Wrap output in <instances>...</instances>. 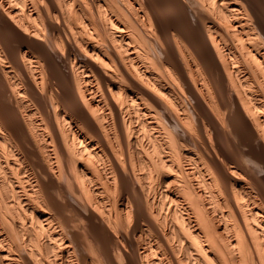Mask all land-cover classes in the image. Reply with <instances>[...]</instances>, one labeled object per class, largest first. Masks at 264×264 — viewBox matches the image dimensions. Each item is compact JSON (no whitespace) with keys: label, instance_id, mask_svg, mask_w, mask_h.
Segmentation results:
<instances>
[{"label":"bare ground","instance_id":"6f19581e","mask_svg":"<svg viewBox=\"0 0 264 264\" xmlns=\"http://www.w3.org/2000/svg\"><path fill=\"white\" fill-rule=\"evenodd\" d=\"M0 264H264V0H0Z\"/></svg>","mask_w":264,"mask_h":264}]
</instances>
